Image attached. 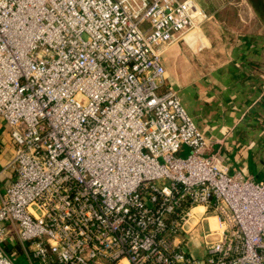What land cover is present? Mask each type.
<instances>
[{"label": "built area", "instance_id": "obj_1", "mask_svg": "<svg viewBox=\"0 0 264 264\" xmlns=\"http://www.w3.org/2000/svg\"><path fill=\"white\" fill-rule=\"evenodd\" d=\"M205 19L195 0H0V264H264L263 184L164 89V52Z\"/></svg>", "mask_w": 264, "mask_h": 264}, {"label": "crops", "instance_id": "obj_2", "mask_svg": "<svg viewBox=\"0 0 264 264\" xmlns=\"http://www.w3.org/2000/svg\"><path fill=\"white\" fill-rule=\"evenodd\" d=\"M195 1L206 19L164 52V86L181 93L206 153L228 173L264 186V0ZM11 156L0 123V191L11 177L2 171Z\"/></svg>", "mask_w": 264, "mask_h": 264}, {"label": "rangeland", "instance_id": "obj_3", "mask_svg": "<svg viewBox=\"0 0 264 264\" xmlns=\"http://www.w3.org/2000/svg\"><path fill=\"white\" fill-rule=\"evenodd\" d=\"M196 30H193L192 33H190V34H193L194 32H196ZM164 56L165 55L163 54V56H162V62H163ZM165 88H166V85L164 86V89ZM180 94L181 93H179V97H180ZM182 104H183V102H182ZM182 106H184V105H182ZM0 123H3L2 120H0ZM194 124H196V123L194 122ZM188 153H189V147L187 145H182L180 147V149L177 151L176 155L177 156H180V157H186ZM208 232H209V224H208V221L207 220H204V221H202L201 224H199L194 229V231L192 233H190V234H188V235L185 236L186 243L183 246L184 250L187 253H191L192 255H194L197 258H202L205 255V251H206L205 241H211L213 239H216V236H209V237L205 238L204 237V234L205 233H208ZM12 234H14V231H12L11 228L7 227L6 228V232H5V237L12 240L13 239ZM25 244L27 245L28 243H25ZM4 245H5V247H6L7 250H10V249H13V248H17V246L15 247L13 245V242H10L8 245H6V244H4ZM17 249H19V248H17ZM14 262L16 264H21L19 262L18 257L17 258L16 257L14 258Z\"/></svg>", "mask_w": 264, "mask_h": 264}, {"label": "bare ground", "instance_id": "obj_4", "mask_svg": "<svg viewBox=\"0 0 264 264\" xmlns=\"http://www.w3.org/2000/svg\"><path fill=\"white\" fill-rule=\"evenodd\" d=\"M199 209H202V208H199ZM210 220H211V222H214V221H215V218L210 217ZM214 225H215V224H214Z\"/></svg>", "mask_w": 264, "mask_h": 264}, {"label": "trees", "instance_id": "obj_5", "mask_svg": "<svg viewBox=\"0 0 264 264\" xmlns=\"http://www.w3.org/2000/svg\"><path fill=\"white\" fill-rule=\"evenodd\" d=\"M9 252L11 251V249L10 250H8Z\"/></svg>", "mask_w": 264, "mask_h": 264}]
</instances>
